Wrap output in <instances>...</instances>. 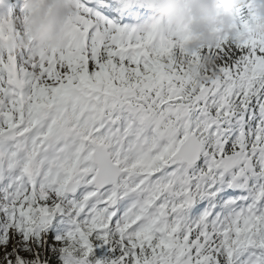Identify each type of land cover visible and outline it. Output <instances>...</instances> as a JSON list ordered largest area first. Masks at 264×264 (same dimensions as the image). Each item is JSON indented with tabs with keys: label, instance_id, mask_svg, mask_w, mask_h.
I'll return each instance as SVG.
<instances>
[{
	"label": "snow or ice",
	"instance_id": "1",
	"mask_svg": "<svg viewBox=\"0 0 264 264\" xmlns=\"http://www.w3.org/2000/svg\"><path fill=\"white\" fill-rule=\"evenodd\" d=\"M78 9L61 52L15 54L0 21V264H264V41L248 19L202 51L218 78L196 87L186 33ZM96 241L120 255L95 258Z\"/></svg>",
	"mask_w": 264,
	"mask_h": 264
},
{
	"label": "clouds",
	"instance_id": "2",
	"mask_svg": "<svg viewBox=\"0 0 264 264\" xmlns=\"http://www.w3.org/2000/svg\"><path fill=\"white\" fill-rule=\"evenodd\" d=\"M79 0H40L32 3L31 11L23 20L24 35L9 40L5 47L19 55L35 47L45 53L67 49L69 24L79 15ZM153 14L159 30L165 33L184 32L188 39L184 44L187 57L197 62L187 65L186 77L196 87L210 83L202 73H211L217 59L213 55H201L205 49H215L223 35L235 37L238 13L249 9L247 33L257 41H264V0H143Z\"/></svg>",
	"mask_w": 264,
	"mask_h": 264
},
{
	"label": "trees",
	"instance_id": "3",
	"mask_svg": "<svg viewBox=\"0 0 264 264\" xmlns=\"http://www.w3.org/2000/svg\"><path fill=\"white\" fill-rule=\"evenodd\" d=\"M248 19V10L247 8L242 9L238 13V21L237 24H239L242 20ZM244 54V53H239ZM66 220H68L66 217L57 216L54 218L53 224L54 226H57L59 229H62V231L65 233L64 226H66ZM102 242L96 241L95 242V251L97 253V256L95 258H107L108 260H115L120 255L119 252L113 253L111 251L112 245H104L101 247Z\"/></svg>",
	"mask_w": 264,
	"mask_h": 264
},
{
	"label": "rangeland",
	"instance_id": "4",
	"mask_svg": "<svg viewBox=\"0 0 264 264\" xmlns=\"http://www.w3.org/2000/svg\"><path fill=\"white\" fill-rule=\"evenodd\" d=\"M98 4L102 3L101 0H98L96 1ZM135 3H139L140 1L139 0H134ZM24 6H25V0H20V3L14 7L12 13H11V17L9 18V20L13 21L14 25H15V29H16V32H17V38L21 37L24 35V32H23V20H24ZM136 7V6H135ZM111 6L110 5H106V9L105 11H103V13L105 14H108V11L110 10ZM102 9H100L101 11ZM151 15V12L149 11V13L145 14V16H150ZM111 18H113L112 15H110ZM136 18V16H134V19ZM127 31H131V30H127ZM139 31V30H137ZM22 53V52H21ZM71 225L69 222H68V225L66 226V229H65V233L72 227V226H69Z\"/></svg>",
	"mask_w": 264,
	"mask_h": 264
},
{
	"label": "bare ground",
	"instance_id": "5",
	"mask_svg": "<svg viewBox=\"0 0 264 264\" xmlns=\"http://www.w3.org/2000/svg\"><path fill=\"white\" fill-rule=\"evenodd\" d=\"M126 1V0H125ZM124 2V1H123ZM124 6V4H123ZM133 11V7L131 9ZM131 13V12H130ZM153 21V18L151 20H148V19H145V18H142V19H137L135 21H132V23H130V27L133 28V29H142L146 24H150L151 22ZM128 27V26H127Z\"/></svg>",
	"mask_w": 264,
	"mask_h": 264
}]
</instances>
